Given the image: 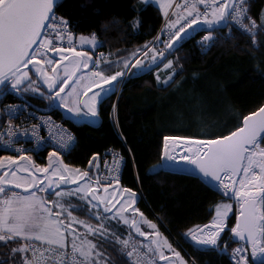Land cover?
<instances>
[{"label": "snow or ice", "instance_id": "snow-or-ice-1", "mask_svg": "<svg viewBox=\"0 0 264 264\" xmlns=\"http://www.w3.org/2000/svg\"><path fill=\"white\" fill-rule=\"evenodd\" d=\"M200 5H203V11ZM162 7L167 10L169 3L162 4ZM184 13L186 16L179 15L176 20L166 21L165 27L169 33L165 44L169 52L176 48L188 31H192L193 26L199 27V22L210 27L222 24L230 29L232 22H235L250 33L256 26V21L249 15L248 0H191L185 5ZM54 20V0H0V84L11 82L17 91L34 90L38 93L46 85L43 94L48 99L54 97V102L58 101L77 116L95 117L102 92L110 91L111 82L118 81L123 74V69L106 74L113 63L118 65L121 62L120 58L115 62H104L103 56L93 60L90 52L78 51L75 47L58 48L49 38L52 33L58 40L64 39L65 33L71 38L72 33L62 18L59 22L54 23ZM261 20V27H264V16ZM212 37V31H207L202 40L210 41ZM79 43L98 46L95 34L91 39L81 35ZM138 51L142 52L143 49L134 50L129 55L135 58ZM49 53L57 54L59 59ZM38 56L41 59L37 60ZM33 61L36 62L33 64ZM122 63L126 69L129 61L124 58ZM135 64L144 66L140 59H135ZM172 64L173 61L168 60L166 67ZM28 65L34 68L31 75ZM57 65L60 67L57 68ZM46 66L51 67L50 72ZM84 69L89 70L85 72ZM172 72H175V68ZM32 76L37 79H32ZM93 88L97 91L89 96ZM20 151L22 154L18 156H0V167H3V161H7L17 169L0 174V242L7 245L11 241L16 245L10 248L13 264H109L97 244L88 239V234L98 233L101 237H107L109 228L105 227V222L112 219L131 224L136 233L147 238V242L138 241L129 232L128 237L122 239L116 231H112L111 237H108L114 238L122 246L120 250L131 258L133 264H159L160 261L163 264H187L180 252L159 231L156 223L148 220L135 206L139 197L132 188L120 185L119 191H109L112 183L119 185L117 177L106 178L108 182L103 185L112 197L108 199L94 191L91 168L81 171L62 159L53 161L52 157L60 156L58 151L49 152V163L40 165L32 161L31 156L23 155L27 150ZM161 155L163 159L155 165L157 168L175 165L178 161L185 162L187 166H195L205 178L218 182L228 199H234L238 208L231 232L251 245L253 257L264 261V106L245 115L242 126L214 139L164 136ZM20 159L32 163L28 166L16 165ZM70 183L76 184V187L67 188ZM96 183H100L99 176ZM73 195H80L82 200H87L96 209H99L97 201L103 204L104 215L98 210L95 212L100 219L98 226L93 227L88 221L73 215L77 208L68 202ZM230 211V203L218 204L211 224L189 228L188 234L194 241L217 245ZM129 212L131 216L126 215ZM137 213L143 223L155 231H143L141 221L135 217ZM73 222L77 226L82 224L86 232L81 234L74 229ZM165 249L176 259L170 261ZM245 252V248L233 249L237 264H248ZM0 264H7V261H0Z\"/></svg>", "mask_w": 264, "mask_h": 264}, {"label": "trees", "instance_id": "trees-1", "mask_svg": "<svg viewBox=\"0 0 264 264\" xmlns=\"http://www.w3.org/2000/svg\"><path fill=\"white\" fill-rule=\"evenodd\" d=\"M263 6L264 0H248L249 15L261 28L255 41L232 25L231 29L224 25L201 27L174 50L167 51L156 67L140 74L134 73L132 67L119 93L116 95L117 81L114 90L99 102L96 125L65 119L58 110H52L75 138L70 151L60 154L63 162L84 171L89 161L100 159L106 149L118 151L124 158L119 184L138 194L137 207L190 264H231L218 249L227 236V251L236 244L230 236L234 213L226 218L227 229L216 247L194 243L188 229L212 222L216 206L232 201L197 176L155 168V161L163 159L164 136L214 139L227 135L240 126L246 114L264 104V27L260 24ZM55 11L68 21L76 35L95 34L97 49L104 53L105 62L120 58L121 62L113 63L106 74L124 71L123 59L129 61V53L144 48L163 20L154 5L141 0H58ZM112 16L119 17L120 23L111 30L102 29L101 21ZM207 31H212L213 37L204 48L207 41L196 42ZM147 54L157 60L161 56L148 51L142 57ZM168 60L173 64L162 70ZM23 97L3 93L0 108L19 100L48 107V101L38 95L25 92ZM48 153L42 152L35 158L36 163L44 164ZM86 209L80 206L73 213L95 222ZM105 223L122 239L131 232L119 223ZM131 235L138 240L132 232ZM95 243L109 264H131L114 238H101ZM15 246L0 245V261L13 264L10 248Z\"/></svg>", "mask_w": 264, "mask_h": 264}, {"label": "built area", "instance_id": "built-area-1", "mask_svg": "<svg viewBox=\"0 0 264 264\" xmlns=\"http://www.w3.org/2000/svg\"><path fill=\"white\" fill-rule=\"evenodd\" d=\"M190 2L191 0L174 1L172 7L167 13V17L165 16L163 18L159 28L148 44L144 48H141L143 51H138L136 53L135 59L143 56L148 51H151L154 54L163 53L165 51L167 48L165 41L168 39L169 33V29L165 27L167 19L176 20L179 15L186 16V13H184V7ZM199 7L201 11H203V5H200ZM54 12L55 20L53 22H59L62 18L63 22L67 24L68 31L71 32L72 35L71 38H69L67 33H65L64 39L58 40L56 39L55 33H52L49 38L52 40L53 45L57 46L58 48L75 47L77 49L79 42L78 36L71 29L68 21L56 11ZM250 17L255 20L252 16ZM245 22L247 23L248 21ZM181 23H183V20H181ZM231 25L241 31L251 41H255V37L261 29L257 21L256 26L251 33L241 28L235 22H232ZM178 27L179 25H177V28ZM172 31H175V29ZM93 34L94 33H91L90 37H92ZM157 37L158 39H155ZM154 40L155 42H153ZM200 41H202V39L198 40L196 43L198 44ZM209 45L210 42L207 41L204 48H207ZM153 49H155V51H153ZM91 52L93 60L98 59L101 56L105 58V55L102 51L93 49ZM39 59H41V57L38 56L37 60ZM105 61L106 60H104V62ZM129 68L130 65L128 66L126 72L122 74V79L120 80L116 95L119 93L124 80L128 76ZM9 132H11V135H9ZM69 136L72 137L71 140L68 139ZM74 141L75 138L73 133L63 124L61 119L55 118L53 115L48 114L39 107H33L29 105V103L26 101L4 103L0 108V152L4 154L9 156H18L22 154L20 150H27L23 153V155H28L33 158L40 157L41 153L47 150L58 151L60 154H66L73 147ZM123 161L124 158L118 151L112 148L106 149L103 151L100 157L98 176L104 180H107L106 178L110 179L113 176L120 179ZM228 237L229 236L225 238L222 243V247L218 249V252L225 254L231 264H237V260L233 257V249L237 247L245 248L246 252L244 255H246L248 259V264H252L245 245L237 243L231 250H226L225 244ZM10 244L15 245L9 241L7 245ZM0 245L5 244L4 242H0ZM124 257L131 264H133L131 258H128L125 253Z\"/></svg>", "mask_w": 264, "mask_h": 264}, {"label": "rangeland", "instance_id": "rangeland-1", "mask_svg": "<svg viewBox=\"0 0 264 264\" xmlns=\"http://www.w3.org/2000/svg\"><path fill=\"white\" fill-rule=\"evenodd\" d=\"M262 16H264V6H263V8H262V10H261V13H260V21H261V23L260 24H262V20H261V18H262ZM222 25V24H221ZM201 26H206V24H204L203 22H199V27H201ZM215 26H220V25H215ZM197 26H193V29H192V31H188L187 32V35H184V38L182 39V40H180L179 41V43H177L176 45H178V44H180L181 42H183L184 40H186V39H188L189 37H191V36H193L195 33H196V31H197ZM187 31V30H186ZM183 35V34H182ZM175 43V42H174ZM87 45H90V44H87ZM90 46H92V45H90ZM154 58V59H153ZM133 57H131L130 58V60H129V64L128 65H130L131 64V62L133 61ZM140 60H142L143 61V65L144 66H137L136 64H135V62L134 63H132L133 65H132V67H133V72L134 73H138L139 71H141V70H144L145 68H148V67H150V66H152V65H154V63H156V61H157V57H151L150 56V54H147V55H145L144 57H142ZM166 65H167V63L166 64H164L162 67H161V69L162 70H164V69H166L167 67H166ZM30 69H31V71H30V75L32 74V72H34V68H32V65L29 67ZM48 68H50V66H48ZM49 72H50V70H48ZM87 71H88V69H87ZM87 71H85V72H87ZM32 79H36V76H32ZM11 92H13V93H15L17 96H19V97H21V98H24L23 97V93H25V92H33V93H37V94H43L44 92H45V90L42 88L41 89V92H35L34 90H28V91H24L23 89H21L20 91H17L15 88H13L12 87V84H11V82H5V83H3ZM111 85H112V87H111V90L110 91H103L102 92V94H101V96H100V98H99V100H98V104H99V102L102 100V98L104 97V96H106V95H108V94H110L113 90H114V88H115V81H113V82H111ZM67 87V86H66ZM105 88L107 87L106 85L104 86ZM95 91H97V89H95V88H93V89H91V91L88 93V95L89 96H91L92 95V93H94ZM83 96H81V98H82ZM50 100V99H49ZM55 101V98L53 97V99L52 100H50V102H51V104H59L60 106H62L63 107V105H61L58 101H56V102H54ZM65 108V107H64ZM74 114V113H73ZM84 121H86V122H88V123H90V124H96L97 122H98V117L97 116H95V117H91V116H86V119H83ZM7 156H9V155H7V154H4L3 155V157H7ZM54 160L53 161H55L56 159L55 158H53ZM155 165H158V164H160L161 162L160 161H155ZM36 164H38V163H36ZM16 165H25V166H28V165H31V163L29 162V161H26V160H23V161H18V162H16ZM40 165H47V164H40ZM72 167V166H71ZM72 168H75V167H72ZM155 168H157V167H155ZM75 169H78V168H75ZM9 170H17L16 168H14L13 166H11V165H9L8 164V162L7 161H3V167H0V174H4L6 171H9ZM23 174V173H22ZM39 175H41V176H43L44 174L43 173H40ZM54 179H59L58 177H54ZM92 182V181H91ZM77 183H79V182H77ZM71 184V183H70ZM70 184H68V185H70ZM92 184H93V186H94V191L97 193V195L98 196H101V197H107L108 199H112V197L111 196H109V194H108V192H106L105 191V189L104 188H102V189H99V185L96 183L95 184V182L93 183L92 182ZM11 187H14V186H11ZM76 187V184H71L70 186H68L67 188H70V189H72V188H75ZM15 190H17V191H22V190H20V189H15ZM112 190H116V191H119L115 186H114V183H112L111 185H110V188H109V191H112ZM89 196H91V194H89ZM51 198V197H50ZM116 199H120V197H117ZM232 201V205H231V211L229 212V214H228V216L227 217H229L232 213H234L235 215H236V213L238 212L237 211V205H236V203H235V201L234 200H231ZM68 202L69 203H71L73 206H76V208H79L80 206H84V207H86L87 209V212L88 213H92L91 215H93L94 214V212H96L97 210L99 211V209H96V208H93V207H91L89 204H88V202H87V200H82L81 198H80V195H73V196H71L69 199H68ZM97 204H99V207H100V203H99V201H97L96 202ZM114 211V210H113ZM73 215H75L74 213H73ZM126 215H129V216H131L132 214H131V212H129V213H126ZM76 216V215H75ZM93 216H95V214L93 215ZM145 216V215H144ZM78 217V216H77ZM135 217L138 219V220H140L141 221V223H140V226H141V228H142V230L143 231H147V232H153V231H155L154 229H151L147 224H145V223H143V220L139 217V214L137 213V214H135ZM146 217V216H145ZM226 217V218H227ZM147 218V217H146ZM81 220H84V219H82V218H80ZM148 219V218H147ZM110 221H113V222H115L116 224H120V225H123L124 227H126V228H128V226H129V228L131 227V224H124L122 221H118V220H115V219H112V220H110ZM67 222H69V221H66V223ZM96 222L97 223H92V222H88L90 225H92L93 227H96V226H98L99 224H100V219L98 220H96ZM113 225H115V224H113ZM105 227H107L106 226V223H105ZM73 228L74 229H78V231L81 233V234H84L85 232H86V230H85V228H84V226L81 224V225H76L74 222H73ZM113 228V227H112ZM112 228H110L109 229V232H108V234H107V237H101V236H99V234L97 233V234H95V235H93V234H91V233H89L88 234V239H90V240H93L94 242L96 241H99L101 238H108V237H111V232L113 231L112 230ZM129 228H128V230H129ZM227 229V225H226V220H225V229H224V231ZM132 230H133V232L136 234V232H135V229L134 228H132ZM160 231V230H159ZM223 231V232H224ZM223 232L221 233V235L223 234ZM138 234V233H137ZM221 235H220V237H221ZM164 236V235H163ZM128 236H126L125 238H127ZM166 237V236H165ZM220 237H219V239H220ZM145 240H146V242H147V238L146 237H143ZM218 239V240H219ZM69 247H70V245H69ZM174 248V247H173ZM176 251H179L180 252V250H178L177 248H174ZM167 250V249H166ZM165 250V252H167V253H165V255L167 256V257H169L170 258V261H172V260H175L176 258L175 257H173L172 255H171V252L170 251H166ZM180 254H181V256L184 258V260L187 262V264H190L188 261H187V259L182 255V253L180 252ZM161 264H163V261H161Z\"/></svg>", "mask_w": 264, "mask_h": 264}, {"label": "water", "instance_id": "water-1", "mask_svg": "<svg viewBox=\"0 0 264 264\" xmlns=\"http://www.w3.org/2000/svg\"><path fill=\"white\" fill-rule=\"evenodd\" d=\"M57 1L58 0H54V11H55V7H56V3H57ZM213 26H215V25H213ZM220 26H223V25H220ZM201 27H210V26H208V25H206V26H201ZM201 27H198V28H201ZM175 41H173V43H174ZM168 51V49L166 48L165 49V53H163V55H161L160 56V58L156 61V63H154V65H152V66H150V67H148V68H145L144 70H141L140 72H139V74L140 73H144V72H146L147 70H150V69H152V68H154V67H156L159 63H160V61L163 59V57L165 56V54H166V52ZM51 56L52 57H54L55 59H59V56L57 55V54H55V53H51ZM36 61H33V64L35 63ZM31 65H28V67H30ZM57 68H59L60 66L59 65H57L56 66ZM91 67V64L89 65V68ZM89 70V69H88ZM50 71H51V69H50ZM83 71H87V69H84ZM138 74V73H137ZM36 79H37V77H36ZM122 79V76L120 77V78H118V81L119 80H121ZM117 81H115V83H116ZM69 83H71V81H69ZM2 85H4V84H0V87L2 86ZM43 89L46 91V89H47V86L46 85H44L43 86ZM81 99H83V97L81 98ZM261 106H264V104H262ZM260 106V107H261ZM259 107V108H260ZM54 108L56 109V110H58L60 113H61V116L63 117V118H65V119H69V120H72V121H75V122H86V121H84L83 119H86V116L85 117H76L75 115H73V114H71V113H69V111L66 109V108H64V107H62V106H60L59 104H54ZM258 109V108H257ZM256 109V110H257ZM256 110H254V111H256ZM254 111H252V112H254ZM251 113V112H250ZM250 113H248V114H250ZM248 114H246V115H248ZM98 117V116H97ZM98 122H99V119H98ZM98 122L96 123V124H98ZM86 123H88V122H86ZM90 124V123H89ZM96 124H91V125H96ZM242 124H243V118H242V120H241V124H240V126H242ZM234 131V130H233ZM162 143H163V141H162ZM161 148H162V145H161ZM53 158H55V159H61V157L59 156L58 158L57 157H52L51 159L52 160H54ZM49 159H50V157H49V153L46 155V157H45V160H44V163L45 164H48L49 163ZM18 161H23V159H20V160H17L16 162H18ZM91 161H93V163L92 164H88V166H87V168L85 169V170H88L89 168H91V172H92V182L94 183L95 182V184H96V177L98 176V169H99V159L97 158V157H95L94 159H92ZM30 163H32V161H29ZM186 167H187V169H188V172H186V171H181V170H177V169H173V168H171V167H167V166H162V170H165V171H169V172H178V173H185V174H189V175H194V176H197V177H199L202 181H204L206 184H208V185H210V186H212L213 188H215L219 193H221V191H223V189H221L220 187H219V185H218V182H216V181H214V180H212L211 178H205L204 176H203V174L202 173H199V171H198V169H195V166H187L186 165ZM84 170V171H85ZM107 182L106 181H101L100 180V183L98 184L99 185V189H102V188H104L103 186H102V184H106ZM71 185V184H70ZM70 185H67L66 187H68V186H70ZM120 186V184L118 185V187ZM137 194V193H136ZM222 194V193H221ZM223 195V194H222ZM137 196H138V194H137ZM224 196V195H223ZM103 204H100V207H99V209L101 210V212H102V214L104 215V213H103ZM237 215H238V212L236 213V215H235V222H234V226H235V223H236V218H237ZM211 224V222H209V223H207L206 225H210ZM204 226V225H203ZM233 226V227H234ZM202 227V226H201ZM130 231L133 233V235L135 236V237H137L138 239H140V240H145L143 237H141L139 234H135L134 232H133V230H132V227H130ZM230 236H231V240L232 241H234L235 243H240V244H243V245H245L246 246V248L248 249V252H249V256H250V261H251V263L252 264H258L259 262H261V260H259V259H257V258H255V257H253L252 256V254H251V252H252V249H251V245L249 244V243H247L245 240H241V239H239L238 237H236L235 236V234L234 233H232L231 231H230ZM189 238L194 242V243H196V244H198V245H201V246H204L205 247V245L203 244V243H200V242H197V241H194L192 238H191V236L189 235ZM259 255V254H258ZM157 260H159V257H157ZM160 263H161V261H160Z\"/></svg>", "mask_w": 264, "mask_h": 264}, {"label": "crops", "instance_id": "crops-1", "mask_svg": "<svg viewBox=\"0 0 264 264\" xmlns=\"http://www.w3.org/2000/svg\"><path fill=\"white\" fill-rule=\"evenodd\" d=\"M143 3H149V4H152V5H154L158 10H159V13H160V15L162 16V17H165V11H167V13H168V11L170 10V8L172 7V5H173V3H174V1L175 0H141ZM164 3H169V7H168V9L167 10H165L163 7H162V4H164ZM260 23H261V21H260ZM80 37V36H79ZM78 37V38H79ZM89 39H91L90 37H88ZM97 45H98V43H97ZM95 48H97V46L96 47H94V46H90V45H81L79 42H78V48H77V50L78 51H88V52H90V54H91V56H92V50L93 49H95ZM93 58V57H92ZM90 65V64H89ZM69 113H71V112H69ZM71 114H73V113H71ZM73 115H75L76 117H85L84 115H79V116H77L76 114H73ZM91 175H92V172H91ZM104 184H102V186H103ZM114 186L118 189V190H120V187H118V185L117 184H115L114 183ZM136 207H137V205H135ZM99 212L101 213V215H103L102 214V212H101V210L99 209ZM94 214H95V212H94ZM93 214V215H94ZM93 215H90L91 217H92V219L95 221V222H93V223H97L96 222V220L98 219L99 220V218H97L96 216H93ZM149 220V219H148ZM128 228H129V226H128ZM130 229V228H129ZM143 241H145L146 242V240H143ZM166 250V249H165ZM166 251H169V250H166ZM165 253H167V252H165ZM168 254V253H167ZM168 259L170 260V258L168 257Z\"/></svg>", "mask_w": 264, "mask_h": 264}, {"label": "bare ground", "instance_id": "bare-ground-1", "mask_svg": "<svg viewBox=\"0 0 264 264\" xmlns=\"http://www.w3.org/2000/svg\"><path fill=\"white\" fill-rule=\"evenodd\" d=\"M93 33V32H92ZM91 35V34H90ZM89 35V36H90ZM159 54H161V53H159ZM142 56H140L139 58H141ZM138 58V59H139ZM135 59V58H134ZM133 59V60H134ZM135 62V61H134ZM133 61L131 62V64H130V68H129V70H128V74H129V72H130V70H131V68H132V63H134ZM129 66V65H128ZM128 68V67H127ZM127 68L123 71V73L124 72H126V70H127ZM27 102V101H26ZM28 103H29V105H31V106H33V107H42V108H44L43 110L45 111V112H47L48 114H50V115H53L52 114V110H54V108H52V107H47V109H46V106H40V105H38V104H35V103H32V102H29L28 101ZM54 116V115H53ZM170 167H174V168H177V169H180V170H185V171H188V169H187V167H186V163L185 162H177L175 165H170ZM100 180L101 181H106V182H108V180H104V179H101L100 178ZM221 192H223L224 193V191H221ZM224 194H226V193H224ZM227 195V194H226ZM234 200V199H233ZM237 211H238V208H237ZM205 245V244H204ZM206 247H214L215 245H205Z\"/></svg>", "mask_w": 264, "mask_h": 264}, {"label": "clouds", "instance_id": "clouds-1", "mask_svg": "<svg viewBox=\"0 0 264 264\" xmlns=\"http://www.w3.org/2000/svg\"><path fill=\"white\" fill-rule=\"evenodd\" d=\"M120 23L119 17L112 16L108 19L101 21V28L106 30H111L115 25Z\"/></svg>", "mask_w": 264, "mask_h": 264}, {"label": "flooded vegetation", "instance_id": "flooded-vegetation-1", "mask_svg": "<svg viewBox=\"0 0 264 264\" xmlns=\"http://www.w3.org/2000/svg\"><path fill=\"white\" fill-rule=\"evenodd\" d=\"M7 92H11L5 85H2L1 87H0V96L3 94V93H7ZM29 92V91H28ZM29 93H32V94H35V95H38V96H40V97H42L43 99H45L46 101H48V107H52V108H54V104H51V102H50V100L47 98V96L46 95H44V94H37V93H33V92H29ZM21 99H23V98H21ZM25 101V100H24ZM27 101V100H26ZM28 102V101H27ZM39 108H41V109H44V108H42V107H39ZM46 109H47V106H46ZM56 111V110H55ZM35 163H36V161H34Z\"/></svg>", "mask_w": 264, "mask_h": 264}]
</instances>
